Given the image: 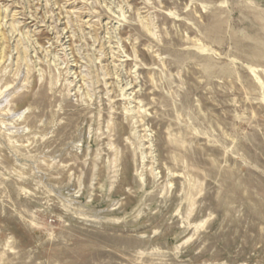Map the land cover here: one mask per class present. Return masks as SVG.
Returning <instances> with one entry per match:
<instances>
[{"label": "rangeland", "instance_id": "374dc122", "mask_svg": "<svg viewBox=\"0 0 264 264\" xmlns=\"http://www.w3.org/2000/svg\"><path fill=\"white\" fill-rule=\"evenodd\" d=\"M0 264H264V0H0Z\"/></svg>", "mask_w": 264, "mask_h": 264}]
</instances>
